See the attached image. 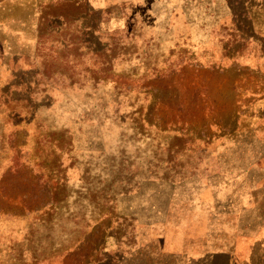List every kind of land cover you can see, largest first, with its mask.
<instances>
[{"label": "rangeland", "instance_id": "obj_1", "mask_svg": "<svg viewBox=\"0 0 264 264\" xmlns=\"http://www.w3.org/2000/svg\"><path fill=\"white\" fill-rule=\"evenodd\" d=\"M5 186L0 264H264V0H0Z\"/></svg>", "mask_w": 264, "mask_h": 264}, {"label": "trees", "instance_id": "obj_2", "mask_svg": "<svg viewBox=\"0 0 264 264\" xmlns=\"http://www.w3.org/2000/svg\"><path fill=\"white\" fill-rule=\"evenodd\" d=\"M9 172H11V171H9ZM36 181H37V183H40L42 181V176L39 175L38 176V179H36ZM45 187H46L48 193L49 194H52L50 187L48 185H45ZM0 191H1L0 192V194H1L0 200L3 199V200H7L10 203L13 202V199L10 196V193H9V187L8 186L1 187V190ZM51 199H53L52 196H51ZM13 203H16V202L14 201Z\"/></svg>", "mask_w": 264, "mask_h": 264}]
</instances>
